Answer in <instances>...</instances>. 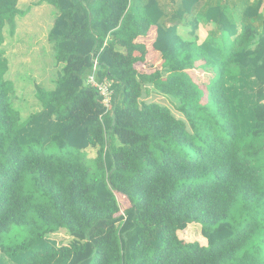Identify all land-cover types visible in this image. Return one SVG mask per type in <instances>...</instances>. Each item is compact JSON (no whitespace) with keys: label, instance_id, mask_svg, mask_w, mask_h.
Listing matches in <instances>:
<instances>
[{"label":"trees","instance_id":"1","mask_svg":"<svg viewBox=\"0 0 264 264\" xmlns=\"http://www.w3.org/2000/svg\"><path fill=\"white\" fill-rule=\"evenodd\" d=\"M18 2L0 0V46ZM38 2L59 10L62 69L22 120L0 56V264H264V0ZM151 26L163 63L147 73ZM95 60L110 108L87 83ZM192 69L213 74L207 91ZM153 92L184 118L141 100ZM192 223L207 245L179 237Z\"/></svg>","mask_w":264,"mask_h":264},{"label":"rangeland","instance_id":"2","mask_svg":"<svg viewBox=\"0 0 264 264\" xmlns=\"http://www.w3.org/2000/svg\"><path fill=\"white\" fill-rule=\"evenodd\" d=\"M18 8L25 13L17 16L15 33H11L9 25L5 27V42L0 46V56L8 61L9 70L6 73V78L14 86V91L11 92L12 105L20 112L23 120L42 109L38 92L40 89L52 90L55 88L62 65L57 63L54 43L49 40V33L59 10L48 3L40 4L38 0H19ZM187 30V28L180 27V33L184 37L188 35ZM140 70H144V68L140 67ZM208 72L202 69L189 71L193 79L205 91H207V83L213 77V74H208ZM141 100L167 106L176 117L184 118L177 110L178 102L158 94V92H153L150 95L144 94ZM97 150V147H90L84 152L91 160L96 158ZM117 195L121 207L120 213H123L130 207V201L127 197L120 196V199L119 194ZM178 234L185 242L198 241L202 245H207V239L202 234L200 223H192L186 229L180 230ZM51 238L56 240L59 245H67L72 240V236L65 229L52 234Z\"/></svg>","mask_w":264,"mask_h":264},{"label":"crops","instance_id":"3","mask_svg":"<svg viewBox=\"0 0 264 264\" xmlns=\"http://www.w3.org/2000/svg\"><path fill=\"white\" fill-rule=\"evenodd\" d=\"M179 31H180V28H179ZM197 34H198V42L199 43L203 42L208 36V25L204 26L203 24H201ZM156 37H157V27L151 26L147 36H140L136 39V42L144 44L148 51L146 55V61H150L149 62L150 65L148 68L143 70V72L145 71L147 73H151L155 71L156 69L162 67V63H163L162 55L158 51H155L153 48V43ZM138 54L140 55V53ZM151 58L153 60V63L150 60ZM145 63L139 62L137 63L136 67L139 69L140 67H143Z\"/></svg>","mask_w":264,"mask_h":264},{"label":"built area","instance_id":"4","mask_svg":"<svg viewBox=\"0 0 264 264\" xmlns=\"http://www.w3.org/2000/svg\"><path fill=\"white\" fill-rule=\"evenodd\" d=\"M98 61H94V69L92 74L89 75L87 83L93 86L98 93L103 97L104 105L110 108L114 90L112 89V83L109 80L99 81L97 79Z\"/></svg>","mask_w":264,"mask_h":264}]
</instances>
